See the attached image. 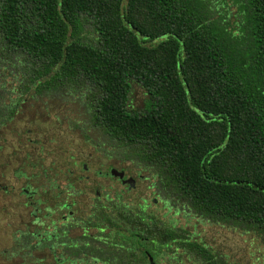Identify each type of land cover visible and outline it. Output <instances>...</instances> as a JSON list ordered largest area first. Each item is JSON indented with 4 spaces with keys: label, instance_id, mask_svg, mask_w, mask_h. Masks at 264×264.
Instances as JSON below:
<instances>
[{
    "label": "trees",
    "instance_id": "trees-1",
    "mask_svg": "<svg viewBox=\"0 0 264 264\" xmlns=\"http://www.w3.org/2000/svg\"><path fill=\"white\" fill-rule=\"evenodd\" d=\"M232 2L235 20L228 0H0V123L27 99L78 93L86 126L130 148L188 215L264 239V0ZM162 232L182 233L148 231ZM23 234L16 250L33 244Z\"/></svg>",
    "mask_w": 264,
    "mask_h": 264
},
{
    "label": "flooded vegetation",
    "instance_id": "flooded-vegetation-1",
    "mask_svg": "<svg viewBox=\"0 0 264 264\" xmlns=\"http://www.w3.org/2000/svg\"><path fill=\"white\" fill-rule=\"evenodd\" d=\"M68 100L85 103L84 96L74 92H68L59 101L67 104ZM53 101L56 100L27 99L12 122L0 123V242L6 246L0 252L1 258L14 262L16 257L29 253L42 259L39 264H211L215 255L225 264H232L227 255L214 249L197 232L196 225L192 226L193 231L186 227L191 224L189 218L195 217L185 212V205L179 199L159 186L157 174L150 169L147 172L153 173L156 182L147 189L157 195L153 203L158 198L162 200L167 224L150 212L152 203L148 196L140 193L137 206L131 200V194L138 192L143 181H148L143 175L145 169L139 167L131 172L100 164L99 169L92 170L87 160L77 161L73 154L69 168L55 169V163L44 168L45 159L33 161L28 152L26 164H18L17 147L41 143L29 137L21 141L18 133L16 144L17 131L12 139L3 132L15 123L17 126L19 116L29 104L41 103L48 112L51 109L48 104ZM112 155L108 152L106 158L110 160ZM114 170L123 177L115 175ZM16 208L22 209L17 219L23 231L18 236L29 233L23 235L33 241L25 245L18 239L17 247L28 249L16 250ZM176 211L184 216L185 226H179ZM167 228L182 233H148L149 229ZM190 246L195 249L191 250Z\"/></svg>",
    "mask_w": 264,
    "mask_h": 264
},
{
    "label": "rangeland",
    "instance_id": "rangeland-1",
    "mask_svg": "<svg viewBox=\"0 0 264 264\" xmlns=\"http://www.w3.org/2000/svg\"><path fill=\"white\" fill-rule=\"evenodd\" d=\"M228 1L229 3L225 9L233 12L231 16L232 20H235L233 16L237 15V6L232 0ZM225 9H220V12L222 13ZM82 35L86 41L92 43L95 38L93 27L90 24H86ZM146 98L143 90L134 85L133 107L135 109L143 108ZM48 105H50L51 109L47 112L41 107V103L29 104L19 116L17 126L15 123L3 132L8 139H12L15 137L14 132L17 131L16 144L19 142L18 133L21 136V141L29 137L41 143L39 146L25 144L17 147L18 164H21V162L26 164V153L28 152L31 154L33 161L38 162L40 159H45L44 168H47L52 163H55V169L69 168L71 163H73L70 160V154H73L77 161L87 160L86 162L92 170L99 169L100 164L111 165L117 169H128L131 172H135L140 168L145 169L143 175L148 181L142 180L143 182L138 192L131 194V200L137 206V197L140 193L142 196H148L150 203H152L150 212L157 215L165 224L169 222L167 216L163 218L167 212L162 211V200L158 198L157 203H153V199L157 198V195H153L154 190L147 189L152 183L156 182L153 173L147 172V168L128 160L127 156H130V148L118 149L116 147L114 149L115 147L112 144L115 141L106 135L105 132L99 128L94 129V127L86 126L85 122H83L88 119L85 116V104L79 103L77 100L75 102L68 100L67 104H60V101L56 100ZM84 128L87 129L86 133ZM29 130L31 132L28 135ZM86 136L90 139L88 140ZM40 149H42L41 152ZM108 152L114 154L110 160L106 158ZM136 206L133 208L137 209ZM21 210V208H16V238L19 231H23V227L17 219L21 217ZM170 216H173V214L170 213ZM176 219H179L180 227L186 225V220L182 214L176 215ZM189 219L191 224L186 225V227L193 231L192 226L196 225L197 232L204 235L212 243L214 249L222 252L223 255H227V260L230 263L264 264V239L260 233L231 228L226 225L203 224L197 218ZM5 248L6 246L0 242V252ZM7 262V260L0 257V264H22L23 259L16 258L14 262Z\"/></svg>",
    "mask_w": 264,
    "mask_h": 264
},
{
    "label": "water",
    "instance_id": "water-1",
    "mask_svg": "<svg viewBox=\"0 0 264 264\" xmlns=\"http://www.w3.org/2000/svg\"><path fill=\"white\" fill-rule=\"evenodd\" d=\"M113 173H114L115 175H119L120 177H123V175H122V174H119V173L117 172V170H114Z\"/></svg>",
    "mask_w": 264,
    "mask_h": 264
}]
</instances>
